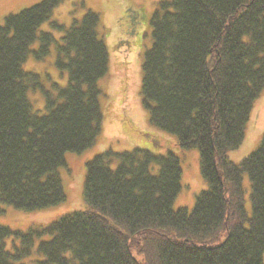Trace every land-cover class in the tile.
Instances as JSON below:
<instances>
[{
    "label": "trees",
    "instance_id": "16d2710c",
    "mask_svg": "<svg viewBox=\"0 0 264 264\" xmlns=\"http://www.w3.org/2000/svg\"><path fill=\"white\" fill-rule=\"evenodd\" d=\"M62 1L41 0L0 25V203L27 211L66 199L58 171L66 153L92 146L102 128L99 81L110 55L100 15L88 10L69 27L51 21L62 33L57 38L41 26ZM150 23L144 105L154 125L176 134L182 147L199 149L208 187L192 210L175 208L183 172L176 154L107 150L87 162L86 208L27 232L0 223V264H16L47 234L37 264H264V133L240 162L228 157L242 143L264 88V0L159 1ZM54 43L56 65L68 76L64 86L53 82L49 89L24 64L31 53L48 56ZM37 89L44 111L30 97ZM11 236L21 241L15 252L6 247Z\"/></svg>",
    "mask_w": 264,
    "mask_h": 264
},
{
    "label": "rangeland",
    "instance_id": "374dc122",
    "mask_svg": "<svg viewBox=\"0 0 264 264\" xmlns=\"http://www.w3.org/2000/svg\"><path fill=\"white\" fill-rule=\"evenodd\" d=\"M39 1L41 0H0V25H3L9 14L17 13ZM159 1L164 0H63L53 10L50 21L42 24L41 30L51 31L59 38L62 33L52 27L51 21L57 20L69 27L74 18L81 19L88 10L96 11L100 15L99 32L107 44L110 55L109 70L99 81L102 88L100 98L103 109L102 128L92 146L82 152L66 153V164L61 165L58 170L66 191L64 201L49 208L32 211L0 203L4 210L0 212V223L13 231L27 232L30 228L47 225L64 214L86 208L88 205L84 197V182L87 162L107 150L119 153L137 147L151 149L164 155L171 151L180 158L183 169L182 188L176 196L174 207L185 206L193 209L197 194L208 187L202 175L200 151L196 147H182L176 134L154 125L150 121L149 110L144 105L141 92L144 56L153 42L150 18ZM130 6L140 9L144 13V18L141 19L137 33L122 41V17ZM38 45L39 40L34 43L33 48ZM56 54L54 43L48 56L38 59L31 53L24 64L27 71L39 73L43 84L49 89H52L53 82L62 86L67 83V71L61 72L58 69ZM30 97L36 109L45 110V96L39 89L30 90ZM263 133L264 88L254 101L245 137L238 147L229 151V159L240 162L258 148ZM115 165L116 163L113 164ZM157 169L158 165L154 164L153 170ZM243 185L245 207L248 215H251V181L246 172L243 173ZM50 237L49 234L37 237L31 253L16 261V264H37L38 260L44 259L45 255L38 250V246L41 240ZM20 244V239L15 236L6 240L7 250L11 252H15L16 246Z\"/></svg>",
    "mask_w": 264,
    "mask_h": 264
},
{
    "label": "flooded vegetation",
    "instance_id": "af4514ba",
    "mask_svg": "<svg viewBox=\"0 0 264 264\" xmlns=\"http://www.w3.org/2000/svg\"><path fill=\"white\" fill-rule=\"evenodd\" d=\"M134 10V14H129L128 17L125 19L123 27L121 28V35L122 38H124V40L126 41V37L128 39V37H131L133 35H135L138 31V26L141 22L142 17L144 18V13L138 9V8H133ZM126 30H130L131 31V35H128L126 33Z\"/></svg>",
    "mask_w": 264,
    "mask_h": 264
}]
</instances>
